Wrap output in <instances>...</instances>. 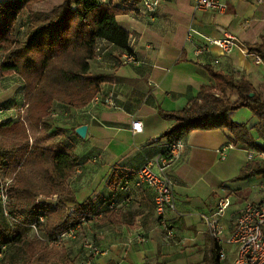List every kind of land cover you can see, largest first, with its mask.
<instances>
[{"label": "crops", "instance_id": "1", "mask_svg": "<svg viewBox=\"0 0 264 264\" xmlns=\"http://www.w3.org/2000/svg\"><path fill=\"white\" fill-rule=\"evenodd\" d=\"M227 2L228 11L217 14L194 11L192 0H161L154 16L147 18L140 12L142 0H113L126 10L116 20L129 32L130 51L137 62L123 63L122 52L108 46L101 59L90 61V73L110 78L102 84L100 99L81 108L55 103V114L49 117V123L61 118L56 125L62 128L88 125L85 138L75 131L67 132L75 151L80 139L90 148L88 153H77L80 163L68 183L79 202L88 199L93 206L102 205L104 211L96 219L77 224L74 238L62 240L68 263L81 264L85 259L84 242L92 240L102 251L92 264H202L204 257L211 264L216 242L201 215L211 213L217 201L228 195L232 189L226 181L236 176L247 162L248 157L232 151L249 149L235 146L222 158L218 149L232 142L224 129H197L184 138V152L169 170L175 183V210H167L164 217L173 232L171 237H167L155 212L153 191L133 184L125 191L118 184L167 150L169 142L161 135L172 121L163 118L159 109H180L181 101L183 108L203 84L212 83L206 67L237 79L245 78L257 91L264 88L259 77L262 64L253 61L245 45L260 42L264 36V4L258 0ZM218 27L234 35L237 45L228 52L209 45L208 51L196 56V49L206 43V38L223 36ZM18 76L8 75L5 85L8 87L1 91H11L0 97V103L13 105L12 89L18 85L15 84ZM227 95L233 100L237 97L235 92ZM108 96L116 106L102 102ZM60 111L64 115H59ZM132 120L141 122V132L132 133ZM102 141L105 145L100 144ZM230 171L233 177L228 175ZM192 187L198 188L197 195L187 193ZM106 201L115 202L116 208L104 207ZM73 207L69 205L70 209ZM241 207L225 212L222 219L225 236L232 230ZM38 235L48 240L44 232L38 231ZM236 252V246L225 250L219 264H232Z\"/></svg>", "mask_w": 264, "mask_h": 264}, {"label": "trees", "instance_id": "2", "mask_svg": "<svg viewBox=\"0 0 264 264\" xmlns=\"http://www.w3.org/2000/svg\"><path fill=\"white\" fill-rule=\"evenodd\" d=\"M34 1L0 0V72L30 73L36 81L23 114L17 120L9 116L0 119V169L10 179L7 208L20 221L11 225L0 205V264H62L68 256L63 241L55 243L58 235L80 224L85 214L103 209L88 199H76L68 179L80 157L67 133L75 129H59L49 123V117L55 113V103L68 108L88 105L110 80L90 73V61L97 59L98 47L103 54L108 46L122 55L132 54L129 32L116 20L126 10L113 0H64L49 11L32 12ZM245 45L264 63V36L260 42ZM206 69L213 82L203 84L187 105L179 110L159 109L163 118L172 121L161 138L172 143L193 130L224 129L235 146L264 153V96L245 78ZM227 92H235L237 97L231 100ZM241 107H248L257 118L250 128L229 117ZM0 108L10 110L12 106L4 102ZM31 130L46 134L33 137ZM58 135L63 138L57 141L54 137ZM254 175L264 176V159H249L230 181ZM118 186L122 189V182ZM53 196H57L55 201ZM39 216L44 221L40 222ZM33 223L48 240L38 233L29 235ZM219 259L216 244L211 264H219ZM207 261L204 257L203 264Z\"/></svg>", "mask_w": 264, "mask_h": 264}, {"label": "built area", "instance_id": "3", "mask_svg": "<svg viewBox=\"0 0 264 264\" xmlns=\"http://www.w3.org/2000/svg\"><path fill=\"white\" fill-rule=\"evenodd\" d=\"M258 1L264 4V0ZM160 2L161 0H142V8L140 9L141 14L147 18H152L158 10ZM192 6L194 11H212L217 14H225L229 7L227 0H192ZM218 30L223 36L220 38H206V43L196 49V56H200L204 51H208L209 45H215L223 52H228L237 45L238 40L234 35L227 33L222 27H218ZM97 50L96 58L100 59L103 53L100 52L99 47ZM246 52L252 57L256 64H263L259 55L251 53L248 50ZM121 59L123 63L127 64L137 62L133 54H123ZM99 99L100 97L97 94L93 101H98ZM102 102L109 106H116L111 96L103 98ZM25 107H27V104H25ZM5 113L10 118H13L12 109L4 110L0 108V114ZM131 131L132 133H139L142 131V124L139 120H132ZM233 148H235L234 143L229 142L221 149H218V152L223 158L226 152ZM184 149L185 141L183 138L169 143L167 150L163 154L149 159L143 166L133 173L126 175L122 180V189L124 190H128L130 185L133 184L137 188L147 186L153 191L155 212L164 230L167 231V237H171L173 232L168 228V223L164 216L167 210H175V183L169 174V170L173 164L181 158ZM261 156H264L263 152L255 150L247 151L248 160L260 158ZM9 183L10 179L5 178L0 169V205L4 215L9 219L11 225H13L14 223H20V221L12 217L7 208V188ZM56 199L57 196L52 197L53 201ZM124 200L128 202L129 198H124ZM231 203L229 196H223L217 201L216 208L211 213L201 215L210 237L217 244L220 258L223 259L225 256L223 244H232L237 248L236 256L232 264H264V195L259 201L248 202L240 208L236 215L233 229L225 236V226L222 219ZM116 206L117 204L115 202H104V207L115 209ZM70 210H74V207ZM102 213L103 209H98L85 214L81 218V224L89 218H98ZM39 221H44L43 216H39ZM30 226L35 230V233H38L34 223ZM78 228L79 225H76L68 231L61 233L56 238L55 243L59 244L66 238H74ZM84 250L85 259L81 264H92L95 257L102 253L99 246L92 240H85ZM1 256L2 252H0V257Z\"/></svg>", "mask_w": 264, "mask_h": 264}, {"label": "rangeland", "instance_id": "4", "mask_svg": "<svg viewBox=\"0 0 264 264\" xmlns=\"http://www.w3.org/2000/svg\"><path fill=\"white\" fill-rule=\"evenodd\" d=\"M64 0H35L30 8L34 11L37 10H43V11H49L50 9H52L54 6L59 5L60 3H62ZM142 8V7H141ZM28 12L26 11L25 15L27 16ZM15 34H18V32L16 33V29H15ZM259 77H261V81L264 82V63L262 65L259 66ZM11 74H15V73H7V74H2L0 72V91L3 89H7L8 86L6 85V81L8 79V75ZM257 75V74H256ZM7 76V78H6ZM19 80L15 81V84H18L17 86L13 87L12 91L14 92L13 94V105L12 109L13 110V114L16 115L14 119H18V115L23 114L24 110L26 109L25 105L26 102H29L31 95L36 87V81L34 80V76L33 74L30 73H23L21 75L18 76ZM16 90V91H15ZM11 90L8 91H1L0 92V97H4L5 95H7V93L9 94ZM258 93L260 95H264V88H259L258 89ZM170 99V98H168ZM230 99L233 100V97L230 96ZM161 100V98H160ZM178 100H182V99H178ZM182 104H180L181 108L183 105V101H181ZM166 103H169V101L167 100ZM2 104V103H0ZM6 105V103H5ZM180 108V109H181ZM175 110H179V109H175ZM21 113V114H20ZM62 115V111H60L59 115ZM64 115V114H63ZM8 115L3 114L0 115V119H6ZM229 117L231 120L238 122V123H242L245 126H247L248 128L252 127V125H254L257 121L256 116L253 114V112L248 108V107H241L237 110H233L230 112ZM58 120H62L61 118H57L55 120L52 121V123L54 124V126H56L57 128H62L60 127V125H56V123L58 124ZM60 124V123H59ZM30 134L34 137V136H38V134L43 135L46 134L44 132H37L35 130H31ZM254 136L255 135V131H253ZM56 140H60L63 138V136L58 135L54 137ZM34 139V138H33ZM49 141H52L54 139H50V137L48 138ZM33 142V141H31ZM102 145H105V143H103V141L100 143ZM89 145L87 142H85L84 139H80L78 141V147L77 150L75 151L76 153H81L83 151L87 152V150H89ZM250 150V149H249ZM253 151V150H250ZM233 154H242V156L247 158V152H241L238 151L236 149H234V151H232ZM240 152V153H239ZM260 159H264V156H261L260 158H255L254 160H260ZM248 161V158H247ZM233 172H228V175H231L230 177H233L232 174ZM227 185H229V187H231L232 190H229L228 195L230 197L231 200V205L230 208H228V212L229 211H233L238 207L244 206L245 204H247L248 202H253V201H259L263 195H264V176L262 175H254L251 176L249 178H243V179H237L235 181H230L227 180ZM197 191L198 188L197 187H192L189 188L187 190V193L189 195H197ZM40 200H46L48 201L49 199L46 197H41ZM233 229V224L232 227ZM230 228V229H231ZM35 234V230H30L29 235L33 236ZM64 243V241H63ZM224 249L228 252L229 249L234 248L233 245H226L223 244ZM230 255V253H229ZM72 261V260H71ZM210 261H207V263H209ZM7 263V262H6ZM67 259L64 260V262L62 264H67ZM8 264V263H7ZM70 264V263H68ZM203 264V263H202Z\"/></svg>", "mask_w": 264, "mask_h": 264}, {"label": "water", "instance_id": "5", "mask_svg": "<svg viewBox=\"0 0 264 264\" xmlns=\"http://www.w3.org/2000/svg\"><path fill=\"white\" fill-rule=\"evenodd\" d=\"M253 95V93H251ZM88 125L87 124H81L75 128V133L81 137L85 138L87 135Z\"/></svg>", "mask_w": 264, "mask_h": 264}]
</instances>
